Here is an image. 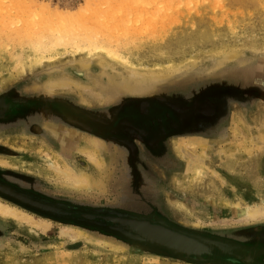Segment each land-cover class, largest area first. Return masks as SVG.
Instances as JSON below:
<instances>
[{
  "label": "rangeland",
  "instance_id": "374dc122",
  "mask_svg": "<svg viewBox=\"0 0 264 264\" xmlns=\"http://www.w3.org/2000/svg\"><path fill=\"white\" fill-rule=\"evenodd\" d=\"M38 2L77 15L74 32L61 30L62 36L78 32L103 38L105 48H118L120 60L96 51L62 54L46 65H33L27 43L10 36L24 30L49 33L47 26L54 21L31 0H0V99L12 90L30 98L68 97L88 112L125 102L169 100L179 108L210 106L214 121L202 134L168 139L166 157L141 177L144 192L135 185L127 188L129 198L136 201L142 193L145 202H121L125 161L110 143L70 130L64 132H75L67 150L39 132L1 135L7 152L0 153V168L20 172L32 188L62 201L42 203L73 215L56 217L0 197L1 204L36 226L29 229L23 222L0 218V264H264V218L241 219L245 207L264 205V0ZM82 5L87 6L84 13ZM80 62L88 64V72L69 75L79 86L47 87L63 68H76ZM107 75L111 96L89 84L99 79L105 85ZM146 77L149 83L140 86ZM83 148L96 153L98 170L83 156ZM56 166L92 180L98 177L102 185L75 190ZM114 214L178 232L209 251L195 262L139 242L103 219ZM67 230L75 232L73 239L65 235ZM246 235L248 244L243 243Z\"/></svg>",
  "mask_w": 264,
  "mask_h": 264
},
{
  "label": "flooded vegetation",
  "instance_id": "af4514ba",
  "mask_svg": "<svg viewBox=\"0 0 264 264\" xmlns=\"http://www.w3.org/2000/svg\"><path fill=\"white\" fill-rule=\"evenodd\" d=\"M69 99L30 98L18 96L16 90L8 92L0 99V136L39 132L42 139L60 144L59 133L71 130L112 144L125 161L127 183L121 189V202H145L142 193L136 201L129 198L127 188L135 185L134 188L144 192L141 177L147 173L150 175L149 167L166 157L168 139L182 134H202L214 121L213 109L198 103L183 104L179 108L169 100L125 102L116 108L88 112L76 108ZM179 110L183 113L180 114ZM5 152L0 139V153ZM27 181L28 178L20 172L0 168V197L56 217L72 218L73 212L42 203L62 201L50 198L40 188H32ZM243 241L248 244L250 237L246 235ZM261 243L264 245V235Z\"/></svg>",
  "mask_w": 264,
  "mask_h": 264
},
{
  "label": "bare ground",
  "instance_id": "6f19581e",
  "mask_svg": "<svg viewBox=\"0 0 264 264\" xmlns=\"http://www.w3.org/2000/svg\"><path fill=\"white\" fill-rule=\"evenodd\" d=\"M31 2L34 5H36L35 7L37 8V10H39L41 12V14L50 17L52 19V21H54L52 23L54 26H47V29L51 30L49 33L37 31L35 33L29 34L27 31L24 30V31H19L16 34H14V33L11 34L10 38L13 40L15 39L16 42L20 40V41L27 43V48H28V53H29V57H27V58L31 64H33V65L37 64L39 66L40 65H46V64L56 60L62 54H71L74 56H78V55L81 56L83 54L84 55L86 54V56H87V55H91V54L95 53L96 51L103 52V55L109 56V58H113L116 61L120 60L121 55H120V51L118 50V48H113V47L110 49L105 48V44H103V42H104L103 38L99 39L98 36L92 35L90 33H78V32L73 33L74 32V30L72 28L73 26H71V25H74L76 23V21L78 19L77 15L70 14V13H63L62 11H59L57 8L54 10H51L48 6H46L44 4H39L38 0H31ZM79 8H80L79 9L80 12L84 13L87 11L86 5H82ZM61 30H72L73 32H68L67 35L62 36L60 33ZM86 56H83V57L86 58ZM227 57H229V55H227ZM87 63H89V62H87ZM216 63H217V61H216ZM217 64H219V63H217ZM100 65H101V62H100ZM88 69H89L88 64H84V62L78 63L76 68L65 67V68H63L62 73H61V75H59V77L51 79L47 83L48 84L47 87L55 88V87H61V86H65V85H72V84L79 86L77 83H74L73 81H71V79L69 78L70 73H72V74L77 73L78 76L82 77V75L84 74L83 72H85V73L88 72ZM152 76H154V75H152ZM109 77L110 76H108V82L105 85H103L99 79H92V78H91L92 80H90L89 84H90V86L97 88L99 92H106V91L108 92L107 89H112V86H111L112 83H111V79ZM154 77H157V76H154ZM84 79H82V80H84ZM144 79H143V81L141 80L140 86L149 83L148 82L149 80H147V77H146V80H144ZM157 79H158V77H157ZM116 86H117V84H116ZM127 87L132 88L131 86L129 87V85H127ZM114 89L117 91V89H119V88L116 89L114 87ZM130 90H132V89H129V91ZM135 90L137 91V89H135ZM116 91L112 92V94L116 93ZM122 91H125V89ZM109 92H110V90H109ZM125 92H128V91H125ZM131 92L132 91H130V93ZM140 92H142V91H140ZM109 94H108V96H109ZM106 95H107V93H106ZM110 96H111V94H110ZM60 131L61 130H59L58 132H60ZM74 133H72V132H70V134H65L64 132L59 133L60 144H61V147L63 149L68 150L69 148H71V146H73L72 145L73 144L72 134L74 135ZM81 153L83 154V156H85L88 159V161H90L94 165L95 168L100 167L101 162H98L99 159L97 160V156H96V153L94 151L88 150L87 148L86 149L83 148V149H81ZM44 158L48 160L49 157H48V155H44ZM54 169L59 173V175L62 178H64V180L67 182V184L69 183L70 185H72L74 187L73 189H75V190L76 189H78V190L84 189L86 186H88V185L90 186L92 184L93 185H99V186L102 185L101 179L98 177L96 178L97 180H95V179L92 180V179H90L89 175H87L83 172H77V171L75 172V171H72L69 169H60L58 166L54 167ZM235 206H238V205H235ZM27 217L23 214L21 215L18 210H15L13 208H10V207L0 203V218L1 219H9V220L13 219L18 224L23 222L29 229L35 228L36 227L35 224L29 219V217L28 218ZM262 218H264V205H262V206H260V205L247 206L244 208V211L241 215V219H243L245 221H247V220L248 221L259 220ZM115 220L119 221L122 224H124V222H125V220L123 218H120V217H115ZM114 225H117V224H114ZM135 227H137V229H139V231H141L142 233H145L146 235L153 237V238H155L161 242H164V243H166L172 247H175V248H177V249H179L185 253L199 252L202 248H204L202 245H200L196 241H193L191 239L190 240L186 239L182 236H179V234L168 231L162 227L161 228L160 227H154V226H149L147 224H139V225H135ZM64 232H65V235L69 234L71 239H73V237H75V234H74L75 232L71 233L68 230L64 231Z\"/></svg>",
  "mask_w": 264,
  "mask_h": 264
},
{
  "label": "water",
  "instance_id": "95a60500",
  "mask_svg": "<svg viewBox=\"0 0 264 264\" xmlns=\"http://www.w3.org/2000/svg\"><path fill=\"white\" fill-rule=\"evenodd\" d=\"M115 217L123 218L125 220L124 224L115 220ZM87 218L91 219L93 217L90 216ZM103 219L105 221L111 222L113 224L114 230H117V231L125 234V236H127V237H130V238L137 240L139 242L150 244V245L155 246V247L160 248V249H164V250L173 252L177 256H184L185 259H189V258L193 257V261H195V262L201 261L197 258H199L202 254L208 253V251H209V249L205 245H203L202 243H200L198 241L201 245H203V247L205 249L202 248L199 252L185 253V252H182L181 250H179L175 247H172V246H170L164 242H161V241H159L153 237H150V236L146 235L145 233H142L141 231H139V229H137V227H135V225H139V224H147L149 226L160 227V228L162 227V226H159L156 224H152L147 220L129 218V217L122 216L120 214H114L112 217L111 216L110 217H103ZM114 224H117V225H114ZM162 228H164V227H162ZM166 230H169V229H166ZM169 231L172 232V230H169ZM173 232H175V231H173ZM176 233H178V232H176ZM178 234H179V236H182L186 239L190 238V237L185 236L183 234H180V233H178ZM190 239L195 240L193 238H190ZM195 241H197V240H195Z\"/></svg>",
  "mask_w": 264,
  "mask_h": 264
}]
</instances>
